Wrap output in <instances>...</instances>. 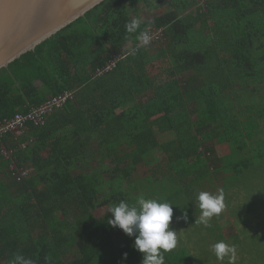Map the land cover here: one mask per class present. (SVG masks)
Masks as SVG:
<instances>
[{
    "label": "trees",
    "instance_id": "1",
    "mask_svg": "<svg viewBox=\"0 0 264 264\" xmlns=\"http://www.w3.org/2000/svg\"><path fill=\"white\" fill-rule=\"evenodd\" d=\"M142 5L165 10L142 20ZM133 18L142 24L128 33ZM152 28H162L150 43L158 49L129 55ZM157 60L167 62L160 82L147 71ZM66 91L74 98L42 122L0 137L13 150V159L0 154V264L16 254L34 264H141L134 236L108 223L110 207L140 196L172 204L178 243L161 251L165 264H185L178 225L197 223L198 193L258 178L264 158V0H103L0 69V120ZM259 197L249 204L256 213Z\"/></svg>",
    "mask_w": 264,
    "mask_h": 264
},
{
    "label": "rangeland",
    "instance_id": "2",
    "mask_svg": "<svg viewBox=\"0 0 264 264\" xmlns=\"http://www.w3.org/2000/svg\"><path fill=\"white\" fill-rule=\"evenodd\" d=\"M165 8L157 9L155 11L148 10L145 6H140L138 13L142 20H150L155 14L163 12ZM160 43H152L147 46L148 54L155 52ZM147 71L151 76H155L156 80L163 81L167 78L165 68H167V62L165 60H157L152 65L147 67ZM213 145L217 151V154L222 155L226 153V148L222 147L215 140L208 142V145ZM204 154V150L201 151ZM159 156V152H153L149 160L153 163ZM257 166L256 177H264V158L257 159L255 161ZM148 164H144L141 168L140 175L145 172ZM137 173V172H135ZM250 177L243 178L235 183H228L229 193H224L223 211L217 216L218 223L216 221L210 222V228L205 227L203 224L193 223L183 227L178 224V230L183 235L180 237L188 245L191 257L186 260L185 264H228V257H225L223 261L216 258L211 246L217 241L223 240L228 244H233L237 249L236 264H264V179ZM223 191H228L223 188ZM244 193V196H243ZM234 196V197H232ZM255 196L259 197V203L263 206L261 212H254L249 208L251 199ZM193 212L194 218L197 220L200 216L199 203L195 204ZM105 208L101 207L94 211L96 216L104 213ZM197 212V213H196ZM176 231V228H171ZM261 242L260 250L258 248V241ZM249 237V238H248ZM178 238V235H177ZM191 241V242H189ZM255 249H257L255 251ZM259 250V251H258Z\"/></svg>",
    "mask_w": 264,
    "mask_h": 264
},
{
    "label": "clouds",
    "instance_id": "3",
    "mask_svg": "<svg viewBox=\"0 0 264 264\" xmlns=\"http://www.w3.org/2000/svg\"><path fill=\"white\" fill-rule=\"evenodd\" d=\"M141 24L139 18H133L125 24V30L128 33H137ZM137 39L138 44L135 48L129 49V55L134 56L138 48L147 46L151 42L146 30L139 31ZM197 200L201 213L196 222L210 227L212 217L218 216L225 207L223 189L218 190L217 194L200 191ZM171 205L167 201L161 202L158 199H146L140 196L135 204L130 205L121 200L108 209L112 214L108 223L122 229L128 236H134V248L143 254L141 264H165L161 250L169 252L177 246V232L169 228L173 215ZM180 218L187 220V215ZM211 249L218 260L223 261L228 257V264H236L235 245L221 240L213 244ZM12 264H34V261L16 254Z\"/></svg>",
    "mask_w": 264,
    "mask_h": 264
},
{
    "label": "water",
    "instance_id": "4",
    "mask_svg": "<svg viewBox=\"0 0 264 264\" xmlns=\"http://www.w3.org/2000/svg\"><path fill=\"white\" fill-rule=\"evenodd\" d=\"M103 0H0V69Z\"/></svg>",
    "mask_w": 264,
    "mask_h": 264
},
{
    "label": "built area",
    "instance_id": "5",
    "mask_svg": "<svg viewBox=\"0 0 264 264\" xmlns=\"http://www.w3.org/2000/svg\"><path fill=\"white\" fill-rule=\"evenodd\" d=\"M148 33L151 37V42L159 41L162 39L163 36L162 28H152L150 31H148ZM120 57L121 56L111 57V59L106 63L105 66L96 69L95 74L99 75L108 70H111ZM73 98L74 92L66 91L61 94H58L55 97L49 98L47 101L37 107H33L30 112L25 116L17 114L12 118H5L0 120V137H5L7 134L10 133H15V135H18L19 133H21V131L24 130L25 124L28 120H32L34 123H40L42 122L45 116L50 114L57 107L59 108L63 106L67 101H70ZM0 154L5 159H13V150L5 147L4 145H1L0 147ZM14 166L15 165L12 164L10 166V169L14 168ZM22 174H25V172H22Z\"/></svg>",
    "mask_w": 264,
    "mask_h": 264
}]
</instances>
